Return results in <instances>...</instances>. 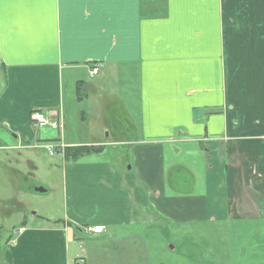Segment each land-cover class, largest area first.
Returning <instances> with one entry per match:
<instances>
[{"label":"crops","instance_id":"1","mask_svg":"<svg viewBox=\"0 0 264 264\" xmlns=\"http://www.w3.org/2000/svg\"><path fill=\"white\" fill-rule=\"evenodd\" d=\"M263 54L264 0H0V126L15 142L0 150L40 142L35 111L62 116L55 147L102 149L76 161L59 153L63 221L24 216L0 264H150V248L125 230L254 214L264 201ZM77 107L103 125L87 135ZM198 143L200 194L194 170L164 152Z\"/></svg>","mask_w":264,"mask_h":264},{"label":"rangeland","instance_id":"2","mask_svg":"<svg viewBox=\"0 0 264 264\" xmlns=\"http://www.w3.org/2000/svg\"><path fill=\"white\" fill-rule=\"evenodd\" d=\"M249 70L243 67L244 72ZM1 79L0 73V82ZM2 86L0 84V91ZM82 111L85 110L77 107L75 123L77 126L82 123L90 127L84 128L87 135L91 133L92 126L98 130L103 125L104 118L99 113L92 116L88 113L81 114ZM59 130L41 128V139L37 143L53 146V143H57L55 141L59 137ZM76 135L84 138L81 131H77ZM0 140L8 146L15 144L1 126ZM164 152L166 157H171V164L186 165L194 170L199 180L196 192L203 193L201 145L198 143L175 149L167 148ZM126 153L128 158L124 155L121 161L127 165L134 156L129 153L128 148ZM20 154L12 150H0V248H3L4 242L13 234V227L19 225L24 216L31 219L35 213L52 222L63 221L65 217L66 202L60 189V154L51 156L44 148H31ZM261 171L264 173V164ZM37 188L47 191L34 192ZM150 224L148 227L130 228L123 234L132 236L130 239L135 242L140 238L145 248H150V264H264V201L251 215L241 210L236 214L231 212L229 217L218 221L175 222L160 219ZM142 250L143 248L136 246L133 255H139L137 251L141 253ZM114 263L121 264L119 261Z\"/></svg>","mask_w":264,"mask_h":264},{"label":"built area","instance_id":"3","mask_svg":"<svg viewBox=\"0 0 264 264\" xmlns=\"http://www.w3.org/2000/svg\"><path fill=\"white\" fill-rule=\"evenodd\" d=\"M98 72L97 68H94L91 72V75H95ZM31 121L35 128L41 129L43 127H51L54 129H64V122L62 116H60L59 112H55V114L46 115L43 112L35 111L31 115ZM33 148H44L50 152V155L53 156L56 153V150L64 149V147H55L50 145H34ZM85 231L89 234H102L104 232L103 226H88Z\"/></svg>","mask_w":264,"mask_h":264},{"label":"trees","instance_id":"4","mask_svg":"<svg viewBox=\"0 0 264 264\" xmlns=\"http://www.w3.org/2000/svg\"><path fill=\"white\" fill-rule=\"evenodd\" d=\"M61 151V152H60ZM101 148L97 147H74V148H64L63 150H56V153H63L64 159L67 161H76L82 157H88L95 153L101 152Z\"/></svg>","mask_w":264,"mask_h":264},{"label":"water","instance_id":"5","mask_svg":"<svg viewBox=\"0 0 264 264\" xmlns=\"http://www.w3.org/2000/svg\"><path fill=\"white\" fill-rule=\"evenodd\" d=\"M35 191L37 192V193H45L46 192V190L43 188H37V189H35Z\"/></svg>","mask_w":264,"mask_h":264}]
</instances>
